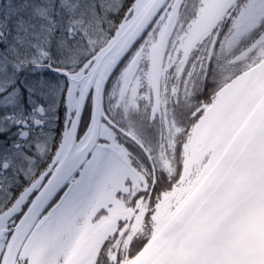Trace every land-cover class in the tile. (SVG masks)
<instances>
[{
  "label": "snow or ice",
  "instance_id": "obj_1",
  "mask_svg": "<svg viewBox=\"0 0 264 264\" xmlns=\"http://www.w3.org/2000/svg\"><path fill=\"white\" fill-rule=\"evenodd\" d=\"M0 264H264V0H0Z\"/></svg>",
  "mask_w": 264,
  "mask_h": 264
}]
</instances>
